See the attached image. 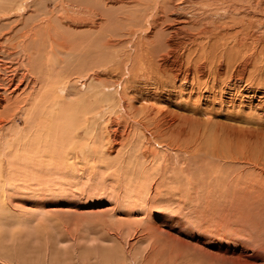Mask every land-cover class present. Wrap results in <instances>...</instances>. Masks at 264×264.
Returning <instances> with one entry per match:
<instances>
[{"label": "rangeland", "instance_id": "rangeland-1", "mask_svg": "<svg viewBox=\"0 0 264 264\" xmlns=\"http://www.w3.org/2000/svg\"><path fill=\"white\" fill-rule=\"evenodd\" d=\"M19 1L0 5V264H264V53L219 102L144 101L121 79L138 5Z\"/></svg>", "mask_w": 264, "mask_h": 264}, {"label": "bare ground", "instance_id": "bare-ground-1", "mask_svg": "<svg viewBox=\"0 0 264 264\" xmlns=\"http://www.w3.org/2000/svg\"><path fill=\"white\" fill-rule=\"evenodd\" d=\"M12 1L14 2V0H0V5H10ZM215 1L217 3V0ZM26 2L28 3L27 0H20L19 3L16 2L18 6L15 9L20 10L21 8L29 7L30 5H27ZM118 2L128 3L135 7L138 5L135 11L130 12L127 19L135 22L143 19L151 27H160L156 34L153 35L157 37L154 40L149 38L150 33H148L154 28L150 26L135 28L136 30L133 31V35L138 31L141 33L136 42L134 56L130 57L131 63L128 64L130 67L129 75L125 76L124 72V77L121 78L125 82L123 93L126 94L132 90L139 93L144 101H151L153 99H163L165 101L169 99L173 101L174 98L177 99L180 96L186 95L185 92L189 90L190 94L197 93L200 99L211 98V101L219 102L222 90L226 88L222 87L224 84L222 86L219 85V75L222 76L223 72L229 74L230 77L227 76L230 79L224 81L230 87H236L238 81H244L246 78L249 79L252 67L254 66L253 59L257 58L259 53H264V45H256L254 40L258 34L255 32L256 26H260L259 31L264 35V13L258 14L260 15L258 17L255 12L256 7H261L262 10L258 11L263 12L264 6L262 5L264 4V0H219V5L216 8L211 7L209 0L206 3L199 2L200 4L195 0H191L188 3L191 5L193 11L187 10L189 9L186 8L188 5L185 6L186 3L184 5L186 0H177L176 2L175 0H119ZM32 4L31 6H33ZM218 8L221 11L220 14L216 11ZM181 9L182 13L184 12L188 17V20L185 21L188 26L180 27L178 26L179 21L172 18L176 11ZM142 10L143 12H141ZM36 14H38V11ZM72 17L70 16L71 20L75 23L76 19L74 20V16ZM163 25L167 26L166 29H172V31L170 30L169 34H167L163 30ZM256 41L260 43V40ZM106 44L110 47L113 46V48L117 45L115 41H107ZM257 46H261L259 47L260 50H258ZM125 61L128 62L129 58ZM263 66L262 68H264ZM256 68L259 70V65H256ZM95 74L94 78L100 79L99 73ZM225 74L223 77H225ZM252 96L250 94L247 98L251 99ZM134 106L129 105L131 113L134 110ZM146 116L143 118L145 119L143 126L150 131V119L147 122L146 118L148 116ZM143 119L135 118L133 121L137 125L141 124L140 122ZM164 121L166 123L160 125L159 122L154 121L155 125L159 126L158 128L155 127L156 132L163 129L162 132L167 133L172 130L171 128L176 123L179 124L177 118H171L170 120L168 116L164 118ZM185 124L188 123L185 122ZM116 127H119V124ZM184 129L178 131L180 135H182V132L184 133ZM117 131L120 130L117 129ZM150 133L154 134L155 132L152 130ZM172 134H174V131ZM185 135L183 134V136Z\"/></svg>", "mask_w": 264, "mask_h": 264}]
</instances>
